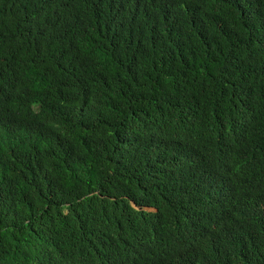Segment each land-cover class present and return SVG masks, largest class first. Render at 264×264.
Segmentation results:
<instances>
[{
	"label": "trees",
	"instance_id": "16d2710c",
	"mask_svg": "<svg viewBox=\"0 0 264 264\" xmlns=\"http://www.w3.org/2000/svg\"><path fill=\"white\" fill-rule=\"evenodd\" d=\"M0 264H264V0H0Z\"/></svg>",
	"mask_w": 264,
	"mask_h": 264
}]
</instances>
